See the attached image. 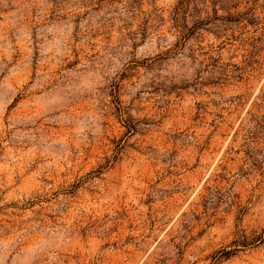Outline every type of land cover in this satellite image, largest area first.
Returning <instances> with one entry per match:
<instances>
[{"label":"rangeland","instance_id":"1","mask_svg":"<svg viewBox=\"0 0 264 264\" xmlns=\"http://www.w3.org/2000/svg\"><path fill=\"white\" fill-rule=\"evenodd\" d=\"M0 264H264V0H0Z\"/></svg>","mask_w":264,"mask_h":264}]
</instances>
